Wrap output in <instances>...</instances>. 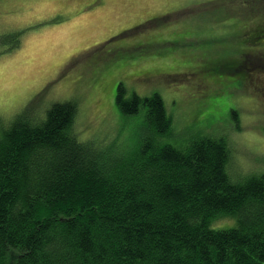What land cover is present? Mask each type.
<instances>
[{"label": "trees", "instance_id": "16d2710c", "mask_svg": "<svg viewBox=\"0 0 264 264\" xmlns=\"http://www.w3.org/2000/svg\"><path fill=\"white\" fill-rule=\"evenodd\" d=\"M241 50L206 48L187 72L216 92L256 59ZM125 89L116 106L140 119L135 139L83 135L73 98L0 122V264H264V175L236 178L227 134L201 125L180 142L159 91Z\"/></svg>", "mask_w": 264, "mask_h": 264}, {"label": "rangeland", "instance_id": "374dc122", "mask_svg": "<svg viewBox=\"0 0 264 264\" xmlns=\"http://www.w3.org/2000/svg\"><path fill=\"white\" fill-rule=\"evenodd\" d=\"M228 12L221 18L229 26L221 28L214 16ZM262 30L264 0H0V122L27 106L41 114L47 104L73 98L83 135L108 140L127 131L135 139L144 131L140 119L120 121L116 106L123 81L126 97H165L182 128L178 141L187 128L213 124L229 137L231 173L264 175V38L255 39ZM218 45L256 57L242 64L237 90L238 71L221 77L216 92L188 74L201 51Z\"/></svg>", "mask_w": 264, "mask_h": 264}, {"label": "flooded vegetation", "instance_id": "af4514ba", "mask_svg": "<svg viewBox=\"0 0 264 264\" xmlns=\"http://www.w3.org/2000/svg\"><path fill=\"white\" fill-rule=\"evenodd\" d=\"M142 74H144V73H142ZM132 78H133V77H132ZM132 78H129V79L131 80Z\"/></svg>", "mask_w": 264, "mask_h": 264}]
</instances>
